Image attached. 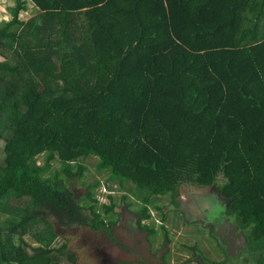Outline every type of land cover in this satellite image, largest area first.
Returning <instances> with one entry per match:
<instances>
[{
    "label": "trees",
    "instance_id": "1",
    "mask_svg": "<svg viewBox=\"0 0 264 264\" xmlns=\"http://www.w3.org/2000/svg\"><path fill=\"white\" fill-rule=\"evenodd\" d=\"M17 1L0 27V264H80L56 225H118L99 182L70 187L89 157L133 185L138 224L156 196L178 210L183 187H214L264 235V0H33L27 21Z\"/></svg>",
    "mask_w": 264,
    "mask_h": 264
},
{
    "label": "rangeland",
    "instance_id": "2",
    "mask_svg": "<svg viewBox=\"0 0 264 264\" xmlns=\"http://www.w3.org/2000/svg\"><path fill=\"white\" fill-rule=\"evenodd\" d=\"M26 5L33 4L32 0H22ZM17 0H0V27H4V23L10 21L13 17V8L17 5ZM6 3V4H4ZM7 11L2 10V6ZM35 11H28L26 16H34ZM4 144V142H3ZM48 161V153H44L38 158V164L44 166ZM84 165L88 167L85 178L80 182L73 180L70 186L76 194V198L86 195L87 188L83 183L99 182V187L96 188V197L99 200L98 208L101 205L112 206L116 205V210L120 216V222L117 226L112 227L110 234L107 230H94L91 227H76L71 229H62L56 225L57 232L60 234L58 243L55 246L68 244V249L71 250L80 264H116L118 257H115L112 252L119 251L122 257L129 259L130 264H140L137 259L142 257L143 247L147 253L150 247V242L153 243V251L158 249L161 244L163 235L168 233V242L171 246L172 253H174L177 263L181 262L184 250L181 247H189L195 243L203 242L206 235V229L203 230L199 226H203L204 206L206 205L207 196L215 192L214 187L200 188L197 186L183 187L182 196L180 198L181 208L172 209L171 201L168 197L156 196L153 206L149 205V213L151 218L144 219L141 224L136 223L134 215L130 213L126 202H135L136 199L131 191L133 186L131 183L125 184L122 188L118 182L110 180V173L106 171L97 170V159L89 157L82 160ZM3 162V148L0 146V164ZM62 163L60 159L54 163L53 170H60ZM50 174V173H47ZM126 196V198H124ZM164 205V206H163ZM137 206H140L138 204ZM161 207V209L156 207ZM163 212H167L165 220L162 219ZM138 218L141 214L137 215ZM2 219L7 218L1 216ZM195 219L196 222L189 220ZM199 225V226H197ZM149 228H148V227ZM152 229L154 233L150 232ZM128 234L130 236H128ZM167 237V238H168ZM196 237V238H195ZM165 238V237H164ZM25 242L29 244L28 251L33 254L34 249L41 246L36 238L32 235L23 237ZM112 239L122 245L113 242ZM195 239V243L193 242ZM17 243L18 239L16 237ZM167 245H165L166 247ZM168 247V246H167ZM188 252V251H187ZM191 255L190 253H188ZM157 253H155L156 257ZM175 259L171 261L174 264ZM193 264H198L194 262Z\"/></svg>",
    "mask_w": 264,
    "mask_h": 264
},
{
    "label": "flooded vegetation",
    "instance_id": "3",
    "mask_svg": "<svg viewBox=\"0 0 264 264\" xmlns=\"http://www.w3.org/2000/svg\"><path fill=\"white\" fill-rule=\"evenodd\" d=\"M207 201L203 209V226L197 225L203 232L204 228L206 229L205 239L201 244L195 243L194 239L195 244L187 249L181 245L184 248L180 252V254L184 253L181 262L177 263L172 253L168 233L167 236L166 233L163 235L165 238H162L158 249L155 248L153 251L152 242L147 253L143 247L142 257L137 261L140 264H172L171 261L174 259V264H193L194 262L198 264H264V235H257L256 227L243 224L238 211L231 212L229 208L232 204L223 201L220 192L216 189L215 192L208 194ZM137 219L138 216H134L136 223ZM189 221L196 222L195 219ZM112 240L122 246L117 239ZM112 253L118 257L116 264H130L128 257H122L119 251ZM155 253H157L156 257Z\"/></svg>",
    "mask_w": 264,
    "mask_h": 264
},
{
    "label": "crops",
    "instance_id": "4",
    "mask_svg": "<svg viewBox=\"0 0 264 264\" xmlns=\"http://www.w3.org/2000/svg\"><path fill=\"white\" fill-rule=\"evenodd\" d=\"M33 1V0H32ZM4 4H6V3H4ZM4 4H3V6H2V10L3 11H7L6 9H5V7H4ZM37 9V6L34 4V1H33V4H29V5H25V10H23V11H21L20 13H19V16H18V18H19V20L20 21H27V20H29V19H31V18H33V17H35L36 15H38V13H39V10H36ZM28 11H35L34 13L36 14V15H34V16H26V14L28 13ZM0 12H1V10H0ZM13 17H14V8H13ZM13 17H12V19H13ZM11 19V20H12ZM10 20V21H11ZM9 22V21H8ZM6 23V22H5Z\"/></svg>",
    "mask_w": 264,
    "mask_h": 264
}]
</instances>
